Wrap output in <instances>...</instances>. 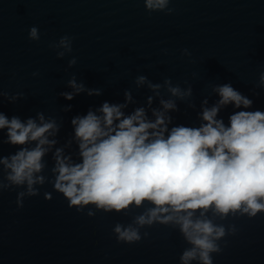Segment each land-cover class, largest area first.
<instances>
[{"label":"water","instance_id":"1","mask_svg":"<svg viewBox=\"0 0 264 264\" xmlns=\"http://www.w3.org/2000/svg\"><path fill=\"white\" fill-rule=\"evenodd\" d=\"M169 7L171 14L149 13L144 0H0V90L22 94L15 102L0 97V111L21 120L36 118L38 112L62 119L57 147L73 136L74 116L95 111L104 101L124 103L125 91L134 101L124 109L126 114L145 107L154 119L147 98L153 97L151 107L160 108L159 100L170 93L162 87L157 97L147 83L137 85L141 75L153 84L170 78L173 85H192L195 107L177 100L179 111L170 113V127L199 126L202 101L213 106L219 96L212 86L224 83L254 101L246 110L264 111V87H258L264 72V0H171ZM33 26L39 41L29 39ZM65 35L73 38L72 52L57 58L62 49L49 45ZM183 49L191 55H182ZM72 58L76 64L69 67ZM73 76L102 94L64 99L60 93L73 91L68 85ZM69 104L71 110L63 111ZM238 110L245 109L225 106L218 118L227 125ZM5 132L0 130V136ZM15 151L4 144L0 154ZM65 151L78 159L75 143ZM45 159L50 169L51 155ZM19 190L0 195V264H179L188 247L177 230L162 225L141 229L149 236L138 243H118L114 225L131 223L143 209L89 217V209L80 213L69 208L47 183L18 208ZM45 192L52 199H45ZM223 223L237 230L220 241L222 251L213 254V264H264V214Z\"/></svg>","mask_w":264,"mask_h":264},{"label":"clouds","instance_id":"2","mask_svg":"<svg viewBox=\"0 0 264 264\" xmlns=\"http://www.w3.org/2000/svg\"><path fill=\"white\" fill-rule=\"evenodd\" d=\"M170 2L144 0V5L149 13L171 14ZM29 39L40 40L37 27L29 29ZM72 42L73 38L65 35L49 47L62 49L56 55L63 58L72 52ZM182 55L191 53L183 49ZM68 64L75 65L76 59ZM135 83H147L157 97L162 87L170 93L169 98L159 100L160 108L151 107L153 97L147 98L154 119L145 107L126 114L124 109L134 101L131 92L125 91L124 103L104 101L95 111L90 108L85 115L74 116L70 121L74 134L59 147L56 137L62 119L38 112L36 118L21 120L0 111V130H6L0 136V152L4 144L16 148L14 153L0 154V195L20 189L16 204L22 208L24 200L38 196L47 183L69 208L80 213L89 209V217L97 212L129 215L143 209L131 223L114 225L118 243H138L149 236L147 231L141 234V229L167 226L177 230L188 245L179 264H213V254L222 251L220 241L237 230L224 221L264 214V111L246 110L254 101L231 83H224L212 86L219 96L213 106H207V99L202 101L199 126L170 127V113L179 111L177 100L195 107L192 85L187 81L186 88L173 85L170 78H165L163 85L153 84L143 75ZM68 85L73 91L60 95L69 101L80 93L102 94L101 89L78 83L75 76ZM258 87H264V72ZM0 97L15 102L22 94L0 90ZM228 105L245 110L233 112L225 125L218 114ZM71 107L69 104L63 111ZM74 143L78 159L65 151ZM49 155L53 162L50 169L45 159ZM44 197L52 199L48 192Z\"/></svg>","mask_w":264,"mask_h":264}]
</instances>
